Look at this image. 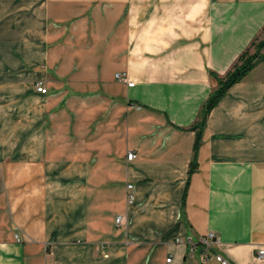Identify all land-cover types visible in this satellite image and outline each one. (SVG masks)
I'll return each instance as SVG.
<instances>
[{
  "label": "crops",
  "instance_id": "1",
  "mask_svg": "<svg viewBox=\"0 0 264 264\" xmlns=\"http://www.w3.org/2000/svg\"><path fill=\"white\" fill-rule=\"evenodd\" d=\"M2 1L0 264H220L176 242L208 231L231 264H264V60L209 113L189 178L212 72L264 0Z\"/></svg>",
  "mask_w": 264,
  "mask_h": 264
},
{
  "label": "trees",
  "instance_id": "2",
  "mask_svg": "<svg viewBox=\"0 0 264 264\" xmlns=\"http://www.w3.org/2000/svg\"><path fill=\"white\" fill-rule=\"evenodd\" d=\"M262 60H264V26L250 44L239 54L238 58L231 65L224 75L215 72L212 74L217 78L218 84L211 91L207 100L199 113L198 119L190 126L195 131L194 153L195 156L191 161L189 168L190 175L197 168L196 152L203 141V132L207 123L208 115L225 95V93L237 82L243 80L247 74Z\"/></svg>",
  "mask_w": 264,
  "mask_h": 264
},
{
  "label": "built area",
  "instance_id": "3",
  "mask_svg": "<svg viewBox=\"0 0 264 264\" xmlns=\"http://www.w3.org/2000/svg\"><path fill=\"white\" fill-rule=\"evenodd\" d=\"M116 78L119 80L125 81L129 86H133L135 81L131 80L127 71H119L116 73ZM37 90L46 93L47 87L41 79L36 81ZM136 153L131 151L128 153L127 158L133 159L136 157ZM128 193H127V200L128 203H132L135 200V192H134V185L129 183L128 186ZM117 225H122L124 223V215H118L116 217ZM15 237L17 240H22L21 233H15ZM177 243H184L188 247V252L191 256H194L197 252H200L201 261L207 262L210 258H214L220 264H231L229 258H227L223 253L217 251V248L221 246V239L217 232L215 231H208L204 234H201L197 239H193L192 237L186 238H177ZM256 257L260 260L264 259V247L257 246L256 248ZM172 256L166 259L167 262L172 261Z\"/></svg>",
  "mask_w": 264,
  "mask_h": 264
},
{
  "label": "rangeland",
  "instance_id": "4",
  "mask_svg": "<svg viewBox=\"0 0 264 264\" xmlns=\"http://www.w3.org/2000/svg\"><path fill=\"white\" fill-rule=\"evenodd\" d=\"M3 4V1L2 0H0V10L1 9H3L4 8V5H2ZM13 19V21H17L18 20V18L16 19L15 17H13L12 18ZM21 19V18H20ZM3 26V31L2 30H0V74L3 72H5V59H6V49H7V41H6V33H5V29H4V26H5V22H1L0 21V26ZM0 28H2V27H0ZM15 43L17 42V40L16 39H14L13 40ZM15 43H13V44H8V45H10V46H12V45H14V46H16L15 45ZM13 50V52H16L17 51V54L18 55H20L19 54V50L18 49H12Z\"/></svg>",
  "mask_w": 264,
  "mask_h": 264
}]
</instances>
